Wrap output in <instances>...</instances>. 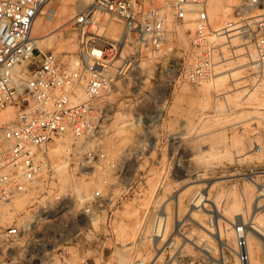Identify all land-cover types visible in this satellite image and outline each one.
<instances>
[{
    "label": "built area",
    "instance_id": "built-area-1",
    "mask_svg": "<svg viewBox=\"0 0 264 264\" xmlns=\"http://www.w3.org/2000/svg\"><path fill=\"white\" fill-rule=\"evenodd\" d=\"M53 1L0 0V207L14 211L15 203L30 195L19 217L0 224V248L10 264H104L98 259L108 238L93 225H81L78 217L93 223L95 208L113 199L111 178L122 172L103 142L112 107L105 97L117 73L142 57H160L171 24L185 28L190 45L182 58L164 66L161 79L168 84L176 86L177 78L192 84L211 78L227 59L224 48L236 54L235 39L243 47L252 45L256 61L264 65V0H237L219 18L211 15L210 0H92L74 17L79 49L66 59L41 48L32 34L37 17L56 13ZM109 20L122 23L119 37L108 35ZM128 45L134 48L132 57L115 65ZM82 92L86 100L80 99ZM10 107L16 108L15 116L4 119ZM62 138L80 142L66 152L76 156L77 178L97 184L89 195H77L71 187L54 192L59 171L48 145ZM79 197L83 205L71 220L78 235L84 234L81 244L66 236L67 217ZM167 227V211L157 210L149 233L140 234V241L149 242L151 257L134 255L131 264H169L170 253L162 256L183 233L179 227L167 233ZM235 232L237 257L251 264L246 226L238 225Z\"/></svg>",
    "mask_w": 264,
    "mask_h": 264
},
{
    "label": "rangeland",
    "instance_id": "rangeland-1",
    "mask_svg": "<svg viewBox=\"0 0 264 264\" xmlns=\"http://www.w3.org/2000/svg\"><path fill=\"white\" fill-rule=\"evenodd\" d=\"M91 1L79 6L78 0H54L50 7H54L56 13L51 15L46 12V6V14L39 16L37 21L43 19L47 29L42 33L47 31L48 35L38 45L64 59L75 55L79 39L74 17ZM236 2L223 0L218 13ZM65 7L69 9L67 15L62 11ZM108 24V35L119 37L123 33L121 22L109 20ZM114 25L120 27L117 34L112 31ZM170 30L164 53L156 58L142 57L117 73L105 97L112 107L104 125L103 142L109 156L120 163L122 172L111 178L113 199L103 201L95 208L97 216L93 223L85 215L78 217L81 225H93L99 236L108 238L105 255L98 259V262L104 259V264H131L134 255L151 257L149 242L147 239L140 241V234L141 231L144 236L149 233L159 209L168 213L167 233L174 227H179L183 233L176 235L174 247L165 251L162 259L170 253L172 257L167 254L165 258L169 264H213L203 246L212 247L218 257L220 247L218 239L205 229L213 227L211 215L205 208L192 209L190 200L196 191L209 192L211 199L230 220L240 217L237 226L243 224V219L250 221L256 199L260 198L261 207L254 214L261 210L258 216L262 217L264 213V199L259 197L257 187L246 177V174H252L258 184L264 183V65L257 61L249 63L250 54L256 59L253 46L243 47L235 39L234 42H238L236 54L231 55L227 47L224 48L227 58L224 62H231L221 66L223 62L220 63L215 73L225 69V72L240 70L239 76L236 74L218 88L207 86L208 81L192 84L183 78H177L176 86L168 84L161 79L164 66L182 58L183 51L190 45L188 33V42L185 43L174 24L170 25ZM49 37L52 41H48ZM123 52L115 65L132 57L134 48L125 46ZM244 90L249 93L238 99V91ZM252 92L254 96L248 97ZM11 108L15 116L16 108ZM3 117L8 118L6 114ZM59 140L64 141V145L60 149L57 147V151ZM48 147L59 171V180L53 184L54 192L64 193L71 187L77 195H89L97 184L92 178H77L76 156L68 157L66 152L67 147L71 150L80 147V142L62 138L52 141ZM174 195H180V205L173 199ZM22 198L26 200H19L23 201V206L14 211L12 220L20 216L30 201V195ZM82 202L79 197L74 205L72 203V215L67 217L70 228L66 236L68 239L74 237L79 244L84 240V234L78 235V227L71 219L82 207ZM206 208H211V201ZM12 220L0 224L5 227ZM220 221L223 240L237 247L235 226L225 218ZM261 223L264 224V220ZM126 233L131 234L127 236ZM185 235L193 237L194 242ZM249 241L253 248L252 264H256L255 260L264 264V240L252 236ZM223 251L228 258L227 264H238L236 253L225 247ZM7 259L0 248V264H10Z\"/></svg>",
    "mask_w": 264,
    "mask_h": 264
},
{
    "label": "bare ground",
    "instance_id": "bare-ground-1",
    "mask_svg": "<svg viewBox=\"0 0 264 264\" xmlns=\"http://www.w3.org/2000/svg\"><path fill=\"white\" fill-rule=\"evenodd\" d=\"M92 2V1H91ZM89 3V0H78V4L79 6H83L85 4H88ZM210 3H211V6H210V13L212 16H216L217 18L220 17V13H218V11L223 7V0H210ZM83 4V5H82ZM227 7V6H225ZM224 7V11L227 9H225ZM68 8L65 7L63 8V13L64 15H67L68 14ZM222 11V10H221ZM220 11V12H221ZM222 13V12H221ZM38 18V17H37ZM40 19V18H39ZM38 19V20H39ZM176 31L179 33V36L180 37H183L184 38V41L185 43L188 42L187 41V34L185 32V28H180L179 26H176ZM189 26L193 27V24H189ZM46 25L44 24L43 22V19L42 21H35L34 23V26H33V30H32V34L33 36L36 38V41L37 43L39 44L40 42H42L43 40L46 39L48 33L47 31L45 33H42L46 30ZM112 31L114 32V34H117L120 32V27L118 26H113L112 28ZM51 34V33H50ZM52 36V35H51ZM50 41V37L48 38ZM52 41V39H51ZM71 47H75L74 45H72ZM254 54H250V62H254L256 61V59L253 58ZM237 61V60H236ZM235 61V62H236ZM231 61H225L223 62V64H220L221 65H224V64H228L230 63ZM219 67V66H218ZM236 68V67H235ZM229 69V68H228ZM230 70V69H229ZM225 70H220L218 72L215 73L216 76H212L211 78H208L207 80H203L201 83L205 82V81H208L207 82V86H210V87H214V88H218L220 86H223L225 85L227 82H228V79H233V77L238 74H240V70H236V71H233V72H225ZM238 72V73H237ZM236 77V76H235ZM236 85V83L234 84ZM238 86H239V82H238ZM244 90V92H240L238 91V99L242 98L244 94H248L249 93V90L246 91ZM254 92L250 93L248 95V97H252L254 96L253 94ZM80 99L81 100H86L87 99V95L85 93H81L80 94ZM233 108V107H232ZM4 114H6V116L8 117L7 119H11L14 117V112L12 110V108H8ZM64 141H60L58 142L56 148L58 147L59 149L62 147ZM55 143V142H54ZM55 146V145H54ZM82 147V146H81ZM51 148V147H50ZM58 148H57V151H58ZM53 149V148H52ZM55 149V148H54ZM62 166V165H60ZM58 167V166H57ZM246 177L257 187L258 191H259V197H262L264 199V183H259L257 181H255V179L253 178V175L252 174H246ZM150 189V188H149ZM152 189V188H151ZM154 191V190H153ZM173 199L175 200V202L180 205V195H174L173 196ZM252 199V198H251ZM19 200H26L24 198H21ZM17 201L15 203V207H14V211H17L20 207L23 206L22 202L23 201ZM191 203H192V209L194 208H198V207H201V209L204 210V208L208 211V213L211 215V226L213 227H205L206 229V232L208 234H213L212 236L216 237V239H218V245L220 247V256H215L214 253H213V250H212V247L210 248L209 245L207 246L205 244V246H203V250L212 258V261L213 264L214 263H217V264H227L228 263V258L227 256L224 254V251H223V248H228L230 249L233 253H236L235 251V248L232 247L228 242L224 241L223 238H222V223H221V219L222 218H225L226 220H228L232 226H235V230H236V227H237V221H239L241 218L240 217H236L234 218V221L233 220H230L229 218H227L224 213L221 211L220 207L218 206L219 204L215 201H213L210 197V193L209 192H205V193H202L201 191H196L195 194L193 195L192 199L190 200ZM211 201V208H206V205L208 204V202ZM20 202V203H19ZM260 198L259 200L256 199V205L254 207V212L259 209L261 207L260 205ZM14 211L12 210H9L8 207H5V206H2L0 207V214H1V217H0V222L3 223V222H6V221H10L12 220L13 216H14ZM261 211V210H260ZM258 211L257 213L252 214V216L250 217V221L246 222L244 219H243V224L246 226V229H247V232H248V235H247V238L249 240L250 237L254 236L256 237L257 239H259L260 241L264 240V224L261 223L262 220H264L262 217L264 216V213H262L261 215H263L262 217L261 216H258V213L260 212ZM169 218V217H168ZM193 218V217H192ZM197 221V220H196ZM200 225V224H199ZM204 227V225H202ZM123 227V226H122ZM121 228V227H120ZM127 229V228H126ZM168 229V228H167ZM128 231V230H127ZM121 232V231H120ZM126 232V231H124ZM130 232V231H129ZM129 233H126V235L128 236ZM131 234V233H130ZM129 234V235H130ZM124 235L123 233H121V236ZM125 235V236H126ZM124 238V236H122ZM185 237H187V239L191 242H194V239L193 237L190 238L188 237L187 235H185ZM195 237V236H194ZM126 238V237H125ZM124 238V239H125ZM127 239V238H126ZM200 239V238H199ZM186 241V240H185ZM196 244V243H195ZM202 248V246H201ZM248 248H249V253L250 255H253V251H252V245H250V241L248 242ZM125 256V254H124ZM251 258H253L251 256ZM239 260V259H238ZM256 264H260V260H255L254 261ZM238 264H241V262L239 261ZM251 264H252V259H251Z\"/></svg>",
    "mask_w": 264,
    "mask_h": 264
}]
</instances>
